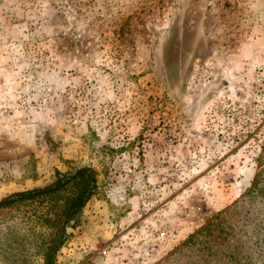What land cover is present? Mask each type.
<instances>
[{"label": "rangeland", "instance_id": "obj_1", "mask_svg": "<svg viewBox=\"0 0 264 264\" xmlns=\"http://www.w3.org/2000/svg\"><path fill=\"white\" fill-rule=\"evenodd\" d=\"M83 168L57 264H264V0H0V199ZM73 192L1 210L0 264Z\"/></svg>", "mask_w": 264, "mask_h": 264}, {"label": "trees", "instance_id": "obj_2", "mask_svg": "<svg viewBox=\"0 0 264 264\" xmlns=\"http://www.w3.org/2000/svg\"><path fill=\"white\" fill-rule=\"evenodd\" d=\"M72 188L74 192L65 198L63 206L52 205L51 209L44 210L42 214V224L50 231L48 239L44 241L46 252L43 264H57L56 254L66 241V229L73 228L78 223L83 208L98 190L95 172L90 168L74 172L55 171L54 180L50 184L15 192L0 199V211L26 203L43 206L45 202ZM254 192L264 195V169L254 178L252 188L248 191L249 196Z\"/></svg>", "mask_w": 264, "mask_h": 264}]
</instances>
